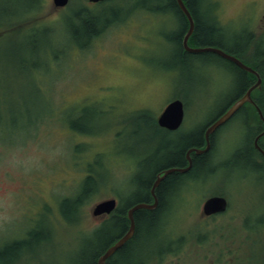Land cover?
<instances>
[{
    "label": "rangeland",
    "instance_id": "rangeland-1",
    "mask_svg": "<svg viewBox=\"0 0 264 264\" xmlns=\"http://www.w3.org/2000/svg\"><path fill=\"white\" fill-rule=\"evenodd\" d=\"M144 1L154 3L0 0V251L26 242L0 264H89L105 241L96 235L106 218L94 217L93 206L132 202L138 176L167 163L240 94L243 77L229 61L211 52L184 58L179 16ZM203 8L224 51L261 70L263 91L254 96L264 100V0H207ZM78 16L99 21L89 41ZM175 99L185 115L170 132L157 118ZM250 113L219 129L210 164L173 197L161 236L145 240L133 264H264V169L256 155L239 154L254 136ZM92 166L97 187L66 220L63 199ZM215 195L227 211L203 216Z\"/></svg>",
    "mask_w": 264,
    "mask_h": 264
},
{
    "label": "trees",
    "instance_id": "trees-1",
    "mask_svg": "<svg viewBox=\"0 0 264 264\" xmlns=\"http://www.w3.org/2000/svg\"><path fill=\"white\" fill-rule=\"evenodd\" d=\"M152 1L154 3L150 6L144 1L143 6L156 11L172 10L179 16L181 20V30L179 34L175 36V42L177 43L182 56L186 58L191 54L189 52L184 51L182 48V37H184L183 35H185L187 31V20L184 14L182 13V11L180 10L177 1L176 0H152ZM184 2L186 6L189 8L195 20V29L192 37L189 40V45L191 41H194L200 47L209 46V47H217L224 50L223 46L219 43V41L215 39L216 33H215L214 23L216 22L210 16L209 18L208 16H205L203 7H204V3H207V0H184ZM79 18L81 22L80 27L82 33L83 35L87 36L86 37L87 41H89L91 40V38H93V36H95L99 32V30H97L98 28L97 24L99 23V21L93 20L90 17L83 18L82 16H78V19ZM255 56L256 57L254 61H256V59L257 60L260 59L258 58L259 57L258 53ZM238 58L241 59L239 56ZM231 66H233L243 77V82H242L243 85L240 92L241 95L244 91H246L249 88V85L251 84L252 80L253 81L255 80V77L243 71L233 63H231ZM251 67H254V65ZM258 71L261 73V70ZM263 101L264 100L261 101L259 100V103L261 104ZM229 107L228 106L225 107V109L216 118H218L224 112H226V110ZM243 111L245 110L242 109L240 113ZM250 114L252 116V119L256 123V125L251 128V131H256L258 129L259 119L255 111ZM216 118H214L213 120H215ZM206 127L203 130L199 131L198 134H196V136L198 135L197 137L192 139L189 138L187 139V141L183 142L182 145H179L178 148L175 149L173 155L171 157L169 156L170 160L163 165L157 166L150 176H147V178L145 177L142 179L140 178V176H138L137 179L139 184V190H136V197L132 202H128L127 204H125V206H119L114 211L111 218L105 220L104 228H101L99 230L100 232L98 231V234L96 235L97 237L103 236V238H105V241H103V244L96 249L89 264H98L99 257L106 251L108 246L112 242L119 240L126 233L129 227V219L127 217V211L130 208H132L137 203H146V204L153 203L151 188L154 181L157 178V175L170 168H184L188 165V161L186 160V154L188 150H190L191 148H202L204 146V135H205L204 133ZM73 128L78 129L77 125H73L72 129ZM215 136L216 133L215 135L211 136V149L208 152L200 155L191 154L192 167L188 172L186 173L174 172L167 175L165 179L162 180V182L156 189V195L158 197V205L155 209L153 210L139 209L135 211L134 235L121 248L116 250V252L112 255L113 257H111V259L108 260L109 264H133L132 263L133 260H131V258L133 256H135V258L139 257L138 255L143 252V251L140 252V248L143 242L145 240L148 241L149 238L153 240L154 239L157 240V238L161 236V232H162L161 227L164 225L167 212H169L171 209L170 207L172 206L173 197L176 196L181 189H184L185 187L189 186L192 180L194 181L198 177L200 172L203 171V169H205L210 164V159L213 158L214 155L215 142H216ZM263 138L261 139V141L263 140ZM253 139L254 136L250 140V144L246 148V150L244 152L240 151L239 154L244 155V157L245 156L250 157V154L256 155L260 161L257 160L254 166L262 170L264 169V159L260 157L258 151L253 146ZM92 168L94 167L92 166L91 169ZM96 173H94V169H92L91 173H89V175L83 181L82 186L80 190L77 192V194H75L72 197H68V198L66 197L63 199V205H64L63 214L66 220H71L73 218L72 212L76 214L77 209L82 205L83 201H85V199L90 195L89 193L91 192V190H95V188L97 187L98 176ZM106 228H108L109 230L106 231ZM33 235L35 236L36 232L32 231L30 233V236L33 237ZM25 243L26 242H14L13 244L7 246L4 250L0 251V260L7 253H12L13 255L17 253L20 247L23 246ZM164 251H166V249L162 250V252L159 254L157 253L156 256L162 255ZM168 251L170 252V249H168Z\"/></svg>",
    "mask_w": 264,
    "mask_h": 264
},
{
    "label": "water",
    "instance_id": "water-1",
    "mask_svg": "<svg viewBox=\"0 0 264 264\" xmlns=\"http://www.w3.org/2000/svg\"><path fill=\"white\" fill-rule=\"evenodd\" d=\"M92 3L102 2V1H110V0H89ZM177 4L184 14L187 20V31L183 37V48L186 52L198 54L203 52H211L219 57L226 59L237 67L242 69L243 71L250 73L256 77V82L248 88L245 94L233 103L221 116L210 122L206 129L204 135V146L202 148H191L187 152V161L188 165L184 168H170L165 170L164 172L157 175L156 180L154 181L152 188H151V195L153 198V203L146 204V203H137L132 208L127 211V217L129 219V227L126 233L111 247H109L98 259V264H105L106 260L112 256L117 249L121 248L129 239H131L135 232V218L134 213L139 209H149L153 210L158 205V197L156 195V189L165 179V177L171 173L178 172V173H186L192 167V158L191 154L200 155L208 152L211 149V136L216 133L218 129L224 126L232 117L246 104V103H254L252 98V93L255 90H259L262 87L263 79L260 73L254 69L253 67L245 64L239 58L234 55H231L224 50L217 48V47H192L189 45V40L192 37L195 29V20L186 6L184 0H176ZM69 3V0H53V6L56 8H63ZM259 116L261 119L264 120V115L262 110L258 107ZM184 104L181 100L175 99L167 104V106L163 109L160 115L157 118V123L161 128H164L169 131L178 130L184 121ZM264 136V131L256 138L255 146L258 148L261 153L264 155V150H262L258 145V140L260 137ZM229 207V203L224 196H211L205 200L202 206V214L203 216L210 217L219 214H223L227 211ZM117 208V200L115 198L104 200L100 203H97L93 206L91 210V214L94 217H99L103 215H109L115 211Z\"/></svg>",
    "mask_w": 264,
    "mask_h": 264
},
{
    "label": "flooded vegetation",
    "instance_id": "flooded-vegetation-1",
    "mask_svg": "<svg viewBox=\"0 0 264 264\" xmlns=\"http://www.w3.org/2000/svg\"><path fill=\"white\" fill-rule=\"evenodd\" d=\"M112 1H114V0H110V1H102V2H97V3H92V2H90V3H92V4H101V3H109V2H112ZM257 5H258V3L256 2L255 3V5H252L253 7H257ZM262 12V18H263V20H264V9L261 11ZM184 36V35H183ZM182 41H183V37H182ZM182 48H183V42H182ZM183 50H184V48H183ZM185 51V50H184ZM183 51V52H184ZM238 53H240L241 55H242V57H244V56H248V53L246 52V51H243V50H240V51H238ZM232 54V53H231ZM233 55V54H232ZM234 56H236V55H234ZM236 57H238V56H236ZM241 60V59H240ZM246 60H248V59H246ZM228 61V60H227ZM230 62V61H229ZM232 63V62H231ZM254 76V75H253ZM262 76V75H261ZM255 77V76H254ZM263 78V77H262ZM255 81H256V77H255V80L253 81L252 80V82H251V84L249 85V88L255 83ZM248 90V89H247ZM246 90V91H247ZM246 91H244L241 95L239 94L235 99H233V101H231L230 103H229V105H227L228 107L229 106H231L233 103H235L237 100H239L244 94H245V92ZM259 91H263V83H262V87H261V89H259ZM252 98H253V104L252 103H246L235 115H237L242 109L243 110H245V109H247V110H251L252 112H256V114H257V117H258V119H259V124H258V129L256 130V131H254V139H253V146L255 147V149L258 151V153H259V155H260V157H262L263 159H264V155H263V153H261V151L258 149V148H256V146H255V141H256V138L264 131V120L263 119H261L260 118V116H259V112H258V107L260 108V110H262V108H261V106H260V103H259V99L258 98H256L255 96H254V92L252 93ZM262 113H263V115H264V112H263V110H262ZM234 115V116H235ZM233 116V117H234ZM232 117V118H233ZM158 125V124H157ZM158 127H160L159 125H158ZM161 128V127H160ZM181 128V127H180ZM179 128V129H180ZM161 129H164V128H161ZM164 130H166V129H164ZM167 131H169V130H167ZM176 131V130H175ZM219 131V129L216 131V133ZM170 132H174V131H170ZM205 134V133H204ZM264 136H262V137H260L259 138V140H258V145H259V147L262 149V150H264V144L262 143V141H261V139L263 138ZM187 155V154H186ZM186 160H187V157H186ZM117 200V208L119 207V201H118V199H116ZM116 208V209H117ZM115 209V210H116ZM113 213L114 212H112L111 214H109V215H103L102 217H104V218H106V220H108V219H110L111 218V216L113 215ZM118 241V240H117ZM117 241H114V242H112L109 246H108V248L109 247H111L114 243H116ZM107 248V249H108ZM106 249V250H107ZM111 257H113V256H110L107 260H106V263L105 264H109L108 263V260L109 259H111Z\"/></svg>",
    "mask_w": 264,
    "mask_h": 264
},
{
    "label": "bare ground",
    "instance_id": "bare-ground-1",
    "mask_svg": "<svg viewBox=\"0 0 264 264\" xmlns=\"http://www.w3.org/2000/svg\"><path fill=\"white\" fill-rule=\"evenodd\" d=\"M213 135H215V133H214ZM213 135H212V136H213Z\"/></svg>",
    "mask_w": 264,
    "mask_h": 264
}]
</instances>
